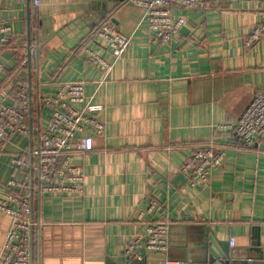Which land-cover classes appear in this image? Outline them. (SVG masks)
<instances>
[{
  "label": "crops",
  "instance_id": "0c3cea01",
  "mask_svg": "<svg viewBox=\"0 0 264 264\" xmlns=\"http://www.w3.org/2000/svg\"><path fill=\"white\" fill-rule=\"evenodd\" d=\"M203 1L204 9L173 10L187 23L163 45L152 41L144 10L128 0H41L39 8L31 0H0V30L9 28L0 32V106H17L24 84L29 91V40L33 48L41 44L32 60L30 131L0 150V198L21 191L11 182H29L13 161L26 157L49 125L45 97L61 84L83 82L87 100L105 106V136H92L93 149L74 156L83 193L34 194L41 224L33 235L34 264H143L149 254L130 259L125 249L153 220L170 223L172 264L207 235L250 264H264V141L247 146L223 128L264 95V38L247 44L264 24V0ZM106 21L131 39L108 77L82 48ZM94 39L87 47L114 62L107 41ZM17 50L26 57L21 69ZM208 144L225 148L227 157L209 186L195 188L181 170ZM152 203L158 210L148 214ZM10 227L0 213V256Z\"/></svg>",
  "mask_w": 264,
  "mask_h": 264
},
{
  "label": "built area",
  "instance_id": "2783aa9c",
  "mask_svg": "<svg viewBox=\"0 0 264 264\" xmlns=\"http://www.w3.org/2000/svg\"><path fill=\"white\" fill-rule=\"evenodd\" d=\"M128 2L144 10V20L152 33V41L163 45L170 43L187 23L185 17L174 16L175 8L206 7L203 0H128ZM31 4L34 8H39L41 0H31ZM8 31L9 28L0 30L1 33ZM91 38L105 40L109 45L114 58L112 63L88 47L84 48L89 61L101 66L108 77L115 62L126 54L131 39L117 32L108 21L103 22ZM261 38H264V24L254 28L248 46H252ZM1 41H7V37L3 36ZM84 85L83 82L61 84L55 94L43 99V107L50 110L49 125L40 131L35 145L27 155L29 157L14 158L13 164L17 168L26 169L29 182L24 185L11 182V187L17 186L21 191L11 190L7 198H0V213L11 219L0 264H31L34 231L41 226L35 218L32 220L34 214L32 183L33 194L37 192L39 195H78L84 191V175L81 168L75 164L74 156L89 153L93 149L92 136L103 137L106 133V122L102 116L105 106L88 101ZM15 96L17 106H0L1 150L11 143L16 134L27 135L30 131L31 100L28 86L24 84ZM223 128L234 130L247 146L263 142L264 95L256 94L237 123ZM226 157L225 148L215 144L205 145L191 154L182 167V174L188 178L190 186L206 188L213 172L224 164ZM156 210L158 205L152 203L147 213L154 214ZM169 231L168 221H149L145 235L127 245L125 256L142 260V252L147 255L167 254Z\"/></svg>",
  "mask_w": 264,
  "mask_h": 264
},
{
  "label": "water",
  "instance_id": "95a60500",
  "mask_svg": "<svg viewBox=\"0 0 264 264\" xmlns=\"http://www.w3.org/2000/svg\"><path fill=\"white\" fill-rule=\"evenodd\" d=\"M126 0H118L117 3H124ZM116 4L111 5L112 9L116 7ZM112 12V11H111ZM29 38L30 35H29ZM43 45V44H42ZM41 44L32 47L31 39L29 40L28 45V71H29V97L32 99V60L39 57L41 51ZM32 115V105L30 109V116ZM32 117V116H31ZM30 117V118H31ZM32 118L30 119V123ZM32 124V123H31ZM32 128V127H31ZM33 183L31 184V197L32 201L34 198L33 194ZM32 220H34V214L32 215ZM201 243L195 246V250L193 252L186 251L184 252L179 259H177V263L179 264H250L246 259H243L235 254H233L230 250L227 249L226 244L223 242H217L212 235H207L202 238ZM161 258L162 264H172L173 261L168 257L167 254H149L145 261L142 263L146 264L148 260L153 258ZM31 264H34V251H33V243L31 247Z\"/></svg>",
  "mask_w": 264,
  "mask_h": 264
},
{
  "label": "trees",
  "instance_id": "16d2710c",
  "mask_svg": "<svg viewBox=\"0 0 264 264\" xmlns=\"http://www.w3.org/2000/svg\"><path fill=\"white\" fill-rule=\"evenodd\" d=\"M99 28V27H98ZM97 28V29H98ZM96 29V30H97ZM90 40H89V38L87 39V41L86 42H84L83 44H82V48L84 49L85 47H87V43L89 42ZM1 43H3V42H1ZM16 56H17V60H18V68L19 69H21V68H23V66H22V64H23V62L24 61H26V57L24 56V54H23V52L21 51V50H17L16 51ZM0 150H1V148H0Z\"/></svg>",
  "mask_w": 264,
  "mask_h": 264
}]
</instances>
